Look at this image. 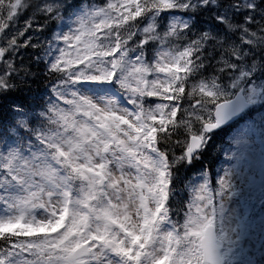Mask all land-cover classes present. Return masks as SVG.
Instances as JSON below:
<instances>
[{"label":"snow or ice","instance_id":"obj_1","mask_svg":"<svg viewBox=\"0 0 264 264\" xmlns=\"http://www.w3.org/2000/svg\"><path fill=\"white\" fill-rule=\"evenodd\" d=\"M0 264H264V0H0Z\"/></svg>","mask_w":264,"mask_h":264},{"label":"trees","instance_id":"obj_2","mask_svg":"<svg viewBox=\"0 0 264 264\" xmlns=\"http://www.w3.org/2000/svg\"><path fill=\"white\" fill-rule=\"evenodd\" d=\"M223 159H224L223 156H221V157H220V161L223 162ZM221 162H218V163L216 164L215 167H216L217 169H219V167H220V165H221Z\"/></svg>","mask_w":264,"mask_h":264},{"label":"rangeland","instance_id":"obj_3","mask_svg":"<svg viewBox=\"0 0 264 264\" xmlns=\"http://www.w3.org/2000/svg\"><path fill=\"white\" fill-rule=\"evenodd\" d=\"M229 165L227 164V166L226 167H228Z\"/></svg>","mask_w":264,"mask_h":264}]
</instances>
